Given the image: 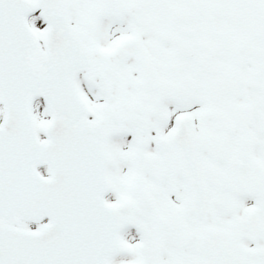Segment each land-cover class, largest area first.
Instances as JSON below:
<instances>
[{
  "label": "snow or ice",
  "instance_id": "snow-or-ice-1",
  "mask_svg": "<svg viewBox=\"0 0 264 264\" xmlns=\"http://www.w3.org/2000/svg\"><path fill=\"white\" fill-rule=\"evenodd\" d=\"M0 264H264V0H0Z\"/></svg>",
  "mask_w": 264,
  "mask_h": 264
}]
</instances>
